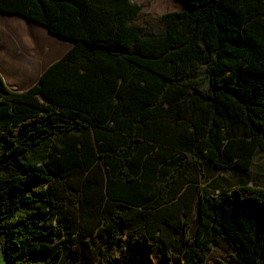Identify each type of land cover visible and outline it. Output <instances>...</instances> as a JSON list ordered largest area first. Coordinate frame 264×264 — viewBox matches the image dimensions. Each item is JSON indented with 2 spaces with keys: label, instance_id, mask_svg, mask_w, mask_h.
<instances>
[{
  "label": "trees",
  "instance_id": "1",
  "mask_svg": "<svg viewBox=\"0 0 264 264\" xmlns=\"http://www.w3.org/2000/svg\"><path fill=\"white\" fill-rule=\"evenodd\" d=\"M174 1L0 0L74 41L26 90L0 74L5 264H264V187L202 188L264 155V0Z\"/></svg>",
  "mask_w": 264,
  "mask_h": 264
},
{
  "label": "rangeland",
  "instance_id": "2",
  "mask_svg": "<svg viewBox=\"0 0 264 264\" xmlns=\"http://www.w3.org/2000/svg\"><path fill=\"white\" fill-rule=\"evenodd\" d=\"M141 4L145 11L160 15L179 9L174 0H131ZM69 40L20 15L0 12V71L6 82L14 88H23L37 82L42 71L59 58L66 50ZM22 48V49H19ZM25 51L28 55L25 54ZM20 52V54H19ZM32 56H37L33 59ZM253 180V185L264 187V155L257 157L255 165L247 175L231 170L206 167L202 180L205 192L216 193ZM114 253L119 254L115 247ZM153 264H163L158 256L152 257ZM209 264H233L232 250L223 241L213 243L208 252ZM0 264H5L0 244Z\"/></svg>",
  "mask_w": 264,
  "mask_h": 264
},
{
  "label": "crops",
  "instance_id": "3",
  "mask_svg": "<svg viewBox=\"0 0 264 264\" xmlns=\"http://www.w3.org/2000/svg\"><path fill=\"white\" fill-rule=\"evenodd\" d=\"M0 12H1V11H0ZM7 14H9V13H7ZM65 39H66V38H65ZM67 40H69L68 43L66 44V45H68V46H67V50H68L70 47H72V45L74 44V41L71 40V39H67ZM67 50H66V51H67ZM66 51H65V52H66ZM65 52H64V53H65ZM64 53H63V54H64ZM63 54H62V55H63ZM62 55H61V56H62ZM61 56H60V57H61ZM60 57H59V58H60ZM59 58H57V59H59ZM57 59H56V60H57ZM0 74L2 75V71H0ZM2 77L4 78L5 83L7 84V86H8L10 89H14V90H26V89H28L29 87L32 86V85H28V86L23 87V88H17V87L14 88L13 85H10L8 82H6V79H5L4 75H2ZM35 83H36V82H35ZM246 183H247V184H253V180L246 181Z\"/></svg>",
  "mask_w": 264,
  "mask_h": 264
},
{
  "label": "water",
  "instance_id": "4",
  "mask_svg": "<svg viewBox=\"0 0 264 264\" xmlns=\"http://www.w3.org/2000/svg\"><path fill=\"white\" fill-rule=\"evenodd\" d=\"M62 38H64V37H62ZM66 39H68V38H66Z\"/></svg>",
  "mask_w": 264,
  "mask_h": 264
}]
</instances>
